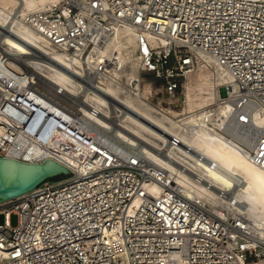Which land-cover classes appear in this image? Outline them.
Listing matches in <instances>:
<instances>
[{"label": "built area", "instance_id": "obj_1", "mask_svg": "<svg viewBox=\"0 0 264 264\" xmlns=\"http://www.w3.org/2000/svg\"><path fill=\"white\" fill-rule=\"evenodd\" d=\"M24 23L72 53L101 42L113 33V24H128L136 30L142 72L163 82L168 96L164 106H178L174 99L184 82L200 61L210 59L232 76L233 84L224 92L236 86L238 115L250 116L248 104L264 112V5L238 0H63L29 14ZM58 95L59 90L47 91L0 53V155L23 137L31 146H49L43 160L55 159L74 173L0 206V264H264V239L251 232L218 239L190 230L201 214L189 209V203L215 216L175 188L168 170H147L151 162L138 146L120 144L125 157L98 159L91 153L84 163L74 142L81 151L119 141L108 131L79 123L74 98L62 103ZM179 99L185 103V97ZM62 123L69 138L64 142ZM250 130L246 137L251 132L256 137L253 158L264 169V127ZM171 142L179 140L173 137ZM152 181L164 191L150 193L146 183ZM12 215L18 218L15 226Z\"/></svg>", "mask_w": 264, "mask_h": 264}, {"label": "bare ground", "instance_id": "obj_2", "mask_svg": "<svg viewBox=\"0 0 264 264\" xmlns=\"http://www.w3.org/2000/svg\"><path fill=\"white\" fill-rule=\"evenodd\" d=\"M238 1L264 5V0ZM62 2L0 0V53L16 70L25 71L47 91L59 90L62 103H68L70 96L77 98L74 102L79 123L108 131L119 141L108 140L102 143L107 148L93 144L81 151L74 142L80 159L86 163L91 153L98 159L105 155L125 157L126 150L120 144L138 146L142 157L151 162L147 170L150 166L155 167L156 174L161 168L168 170L175 188L217 217L189 203V209L201 214L202 219L190 230L218 239L226 234L237 238L246 232L264 239V169L255 162L251 151L256 149L254 133L246 137L250 129L264 127V112L248 104L245 107L251 111L250 116L238 115L236 86L224 92L226 85L233 84L232 76L210 59L208 63L199 62L212 71L201 72L208 91L194 111L177 113L171 107L156 106L144 88L142 57L132 26L113 24V33H106L101 42L72 53L24 23L29 14ZM185 97L187 102L191 100L189 94ZM61 126L60 139L68 141L62 130L65 125ZM173 137L179 143H172ZM49 148L31 146L20 137L1 155L23 163L43 164L50 159L42 158ZM146 189L153 194L164 191L155 181L146 183ZM4 203L0 201V206ZM191 218L192 214L186 216L187 220ZM247 244L256 246L257 242Z\"/></svg>", "mask_w": 264, "mask_h": 264}, {"label": "water", "instance_id": "obj_3", "mask_svg": "<svg viewBox=\"0 0 264 264\" xmlns=\"http://www.w3.org/2000/svg\"><path fill=\"white\" fill-rule=\"evenodd\" d=\"M0 155V201H9L39 187L46 181H59L74 173L68 167L47 159L43 164L23 163Z\"/></svg>", "mask_w": 264, "mask_h": 264}, {"label": "rangeland", "instance_id": "obj_4", "mask_svg": "<svg viewBox=\"0 0 264 264\" xmlns=\"http://www.w3.org/2000/svg\"><path fill=\"white\" fill-rule=\"evenodd\" d=\"M205 71L207 74H209L212 69L210 66H202L201 64L197 66L195 72L191 76L189 82H184L185 88L182 89L179 92L178 97L182 98L185 97L186 94H189L191 97V100L189 102L186 101L185 97V103H180V99L176 98L174 100H177L178 106L173 107L172 105L164 106L166 105V100H168V96L165 93L163 82L160 79H156L153 74L142 72V77L145 80L144 81V88L147 91L148 98L153 104H156V106H160L162 108L168 109L171 107L173 111H176L177 113H187L194 111L199 105H200V99L202 96L208 91L206 87V81L205 77L202 76L201 72ZM208 76V75H207ZM73 97V96H72ZM74 98V97H73ZM77 99V98H74ZM210 213L214 214L210 210H208ZM18 218L16 215L11 216V224L13 226L17 225ZM4 223V216L0 214V224Z\"/></svg>", "mask_w": 264, "mask_h": 264}]
</instances>
